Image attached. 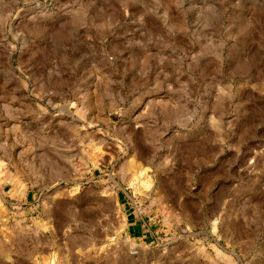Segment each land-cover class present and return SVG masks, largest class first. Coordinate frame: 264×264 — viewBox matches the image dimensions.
<instances>
[{
  "label": "rangeland",
  "instance_id": "obj_1",
  "mask_svg": "<svg viewBox=\"0 0 264 264\" xmlns=\"http://www.w3.org/2000/svg\"><path fill=\"white\" fill-rule=\"evenodd\" d=\"M0 264H264V0H0Z\"/></svg>",
  "mask_w": 264,
  "mask_h": 264
},
{
  "label": "crops",
  "instance_id": "obj_2",
  "mask_svg": "<svg viewBox=\"0 0 264 264\" xmlns=\"http://www.w3.org/2000/svg\"><path fill=\"white\" fill-rule=\"evenodd\" d=\"M128 215H131V213H128ZM133 224H134V223H132V222L129 223V226H130L129 228H130V229H135V226H133Z\"/></svg>",
  "mask_w": 264,
  "mask_h": 264
}]
</instances>
